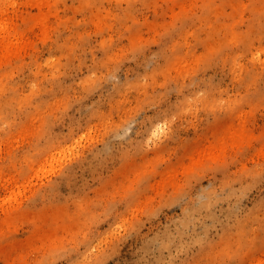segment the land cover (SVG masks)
I'll return each mask as SVG.
<instances>
[{
	"label": "rangeland",
	"instance_id": "obj_1",
	"mask_svg": "<svg viewBox=\"0 0 264 264\" xmlns=\"http://www.w3.org/2000/svg\"><path fill=\"white\" fill-rule=\"evenodd\" d=\"M0 255L264 264V0H0Z\"/></svg>",
	"mask_w": 264,
	"mask_h": 264
},
{
	"label": "bare ground",
	"instance_id": "obj_2",
	"mask_svg": "<svg viewBox=\"0 0 264 264\" xmlns=\"http://www.w3.org/2000/svg\"><path fill=\"white\" fill-rule=\"evenodd\" d=\"M14 214V213H13ZM16 214V213H15ZM29 215V214H28ZM24 216V215H23ZM26 218V217H25ZM24 218V219H25ZM27 218H28V216H27ZM10 220V219H9ZM5 222V221H4ZM2 224H3V222H2ZM38 233V232H37ZM36 235V234H35ZM31 237V236H30ZM38 237V236H37ZM36 238V237H35ZM38 239H40V238H38ZM43 239V238H42ZM32 240V239H31ZM35 240V239H34ZM41 240V239H40ZM27 241V240H26ZM29 241V240H28ZM15 243V242H14ZM32 243V242H31ZM7 244V243H6ZM11 244V243H10ZM27 243H25V245H26ZM8 245V244H7ZM18 248V247H17ZM2 249V248H1ZM15 250V249H14ZM5 251V250H4ZM22 254V253H21ZM0 257H2L1 255H0ZM5 261H7V262H10V263H12V264H16L14 261H11V259L9 258V257H2Z\"/></svg>",
	"mask_w": 264,
	"mask_h": 264
}]
</instances>
